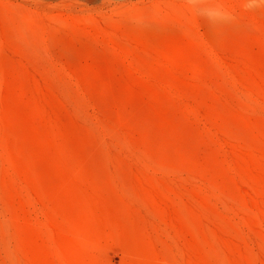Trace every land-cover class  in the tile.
<instances>
[{"label": "rangeland", "instance_id": "1", "mask_svg": "<svg viewBox=\"0 0 264 264\" xmlns=\"http://www.w3.org/2000/svg\"><path fill=\"white\" fill-rule=\"evenodd\" d=\"M0 264H264V0H0Z\"/></svg>", "mask_w": 264, "mask_h": 264}]
</instances>
